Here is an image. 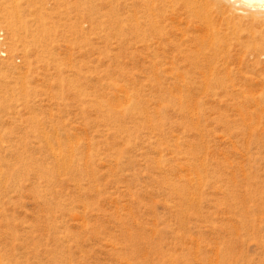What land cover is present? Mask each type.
Returning a JSON list of instances; mask_svg holds the SVG:
<instances>
[{
	"label": "rangeland",
	"instance_id": "374dc122",
	"mask_svg": "<svg viewBox=\"0 0 264 264\" xmlns=\"http://www.w3.org/2000/svg\"><path fill=\"white\" fill-rule=\"evenodd\" d=\"M118 14L0 0V264H264V74L153 72Z\"/></svg>",
	"mask_w": 264,
	"mask_h": 264
},
{
	"label": "bare ground",
	"instance_id": "6f19581e",
	"mask_svg": "<svg viewBox=\"0 0 264 264\" xmlns=\"http://www.w3.org/2000/svg\"><path fill=\"white\" fill-rule=\"evenodd\" d=\"M102 1L115 3L119 11L123 50L144 49L154 58L153 72L174 71L185 83L206 88L231 85L236 73L264 74L261 0Z\"/></svg>",
	"mask_w": 264,
	"mask_h": 264
},
{
	"label": "clouds",
	"instance_id": "9594fccd",
	"mask_svg": "<svg viewBox=\"0 0 264 264\" xmlns=\"http://www.w3.org/2000/svg\"><path fill=\"white\" fill-rule=\"evenodd\" d=\"M260 7L264 8V0H261Z\"/></svg>",
	"mask_w": 264,
	"mask_h": 264
}]
</instances>
